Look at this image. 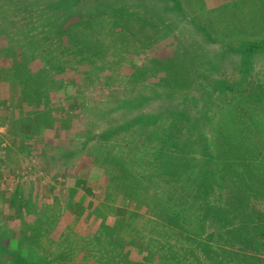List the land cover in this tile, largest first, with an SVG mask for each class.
<instances>
[{"label": "rangeland", "instance_id": "1", "mask_svg": "<svg viewBox=\"0 0 264 264\" xmlns=\"http://www.w3.org/2000/svg\"><path fill=\"white\" fill-rule=\"evenodd\" d=\"M263 191L264 0H0V264H264Z\"/></svg>", "mask_w": 264, "mask_h": 264}, {"label": "trees", "instance_id": "2", "mask_svg": "<svg viewBox=\"0 0 264 264\" xmlns=\"http://www.w3.org/2000/svg\"><path fill=\"white\" fill-rule=\"evenodd\" d=\"M77 15H72L67 21H66V24H64L63 23V25L60 27V29L59 30H61V31H64V30H68L69 29V27L71 26V23L72 22H74L73 21V19L76 17ZM72 20V21H71ZM65 48L67 49V50H69V47L67 46V45H65ZM71 52V51H70ZM263 194H264V191H263ZM183 200H184V202L185 203H188L187 202V200L184 198V196H183ZM206 208H205V211H204V213L203 214H205V212L207 213L208 211L211 213V211L213 212V213H215L216 212V210H217V208L219 209V207H216V208H213V206H211V205H209V204H207V203H205V204H203ZM183 206H186V207H188L187 205H183ZM171 220H172V215L170 216V215H168L167 216V220H166V222H171ZM206 247V245H203V247L201 246V248H200V250L206 255V256H208V254H209V252H210V250L208 249L209 247H207V248H205ZM184 253H186V252H191V249L190 248H184L183 250H182ZM24 264H26V261L24 262ZM178 264V263H177ZM204 264V263H203Z\"/></svg>", "mask_w": 264, "mask_h": 264}]
</instances>
